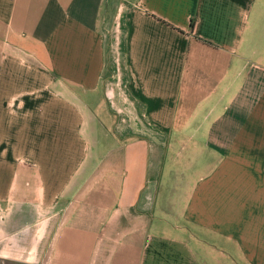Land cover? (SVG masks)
I'll use <instances>...</instances> for the list:
<instances>
[{
	"label": "crops",
	"instance_id": "1",
	"mask_svg": "<svg viewBox=\"0 0 264 264\" xmlns=\"http://www.w3.org/2000/svg\"><path fill=\"white\" fill-rule=\"evenodd\" d=\"M5 252L264 264V0H0Z\"/></svg>",
	"mask_w": 264,
	"mask_h": 264
},
{
	"label": "rangeland",
	"instance_id": "2",
	"mask_svg": "<svg viewBox=\"0 0 264 264\" xmlns=\"http://www.w3.org/2000/svg\"><path fill=\"white\" fill-rule=\"evenodd\" d=\"M4 255L10 257V258H13L14 260L17 259L18 262H21V263H18V262H15L13 264H22V260H23V257H19L18 255L16 254H11V253H3ZM0 264H7L6 262H3L2 259L0 258Z\"/></svg>",
	"mask_w": 264,
	"mask_h": 264
}]
</instances>
